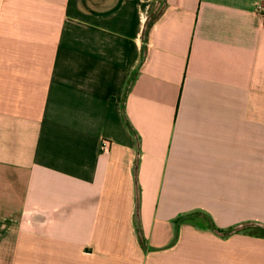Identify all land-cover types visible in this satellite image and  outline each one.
<instances>
[{
	"label": "crops",
	"instance_id": "1",
	"mask_svg": "<svg viewBox=\"0 0 264 264\" xmlns=\"http://www.w3.org/2000/svg\"><path fill=\"white\" fill-rule=\"evenodd\" d=\"M259 6L0 0V264H264Z\"/></svg>",
	"mask_w": 264,
	"mask_h": 264
},
{
	"label": "trees",
	"instance_id": "2",
	"mask_svg": "<svg viewBox=\"0 0 264 264\" xmlns=\"http://www.w3.org/2000/svg\"><path fill=\"white\" fill-rule=\"evenodd\" d=\"M207 222H208L209 227L212 228V229H214L213 224H212L209 220H207ZM135 223H136V229H137V232H138V235H139V240H140V242H141V244H142L143 238H142V235H141L140 225H139V221H138L137 218H136ZM256 230H257V231H262L261 229H258V228H257V229L255 228V231H256Z\"/></svg>",
	"mask_w": 264,
	"mask_h": 264
},
{
	"label": "built area",
	"instance_id": "3",
	"mask_svg": "<svg viewBox=\"0 0 264 264\" xmlns=\"http://www.w3.org/2000/svg\"><path fill=\"white\" fill-rule=\"evenodd\" d=\"M257 11H258V12L261 11V13L264 14V8H262L261 6L257 7ZM102 148H103V150H104V149L106 150V149H107V144L103 142V144H102Z\"/></svg>",
	"mask_w": 264,
	"mask_h": 264
}]
</instances>
